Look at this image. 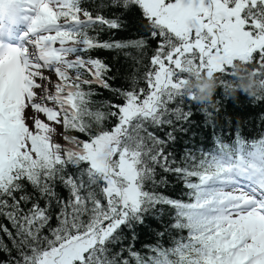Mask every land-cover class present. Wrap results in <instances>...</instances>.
<instances>
[{"label": "snow or ice", "instance_id": "6c2138e0", "mask_svg": "<svg viewBox=\"0 0 264 264\" xmlns=\"http://www.w3.org/2000/svg\"><path fill=\"white\" fill-rule=\"evenodd\" d=\"M5 17L0 264H264V130L233 120L176 152L197 112L221 127L237 65L264 102V0H0ZM204 77L223 90L211 104L187 87Z\"/></svg>", "mask_w": 264, "mask_h": 264}, {"label": "trees", "instance_id": "16d2710c", "mask_svg": "<svg viewBox=\"0 0 264 264\" xmlns=\"http://www.w3.org/2000/svg\"><path fill=\"white\" fill-rule=\"evenodd\" d=\"M130 31L122 34L125 37L136 35L135 32V21L133 18H129ZM155 47V44L152 45ZM151 53H149L150 55ZM94 55H97L103 59H106L109 63L114 62L115 54L105 50H99ZM135 55V53H133ZM148 61L145 60V63ZM115 67L119 68V75L117 79L113 81L114 87H122L129 88L130 87V75L133 73L134 65L133 62L125 58L124 56H120L118 60L115 61ZM144 71V68L141 66L139 68V72L137 75L141 74ZM237 75V72H236ZM238 77V76H237ZM245 82L244 75H240L236 81V87L231 88V95L233 91H237V88L240 90V86ZM141 86H143L141 82ZM190 90H195V93L200 90L199 80L191 81ZM218 93H222V89L217 90ZM216 98V97H215ZM99 100L105 99H114L111 93L106 90H100V95L96 97ZM225 103L223 106V111L225 115L219 118L221 127L216 128L213 125L206 124L203 120V114L197 112L193 116V127L192 130L186 135H183L179 140V144L176 145V152L178 155H182V148L187 144L188 137H191L193 142H200L201 147L207 145L208 147H213L215 141L211 140L212 133L215 132L218 138H223L225 135V128H232V121L235 120L240 122L243 126L239 128L240 134L244 133L245 127L247 128L245 134L249 135V138H255L258 135V132L264 130V102L256 101L251 97H248L244 93H238L235 97L225 96ZM255 127H252V125ZM199 125V127H197ZM207 134V138H206ZM228 134H232L230 131ZM163 135V133H161ZM84 138V137H81ZM180 186L177 185L175 189L167 188L160 189V191L165 192L167 195L175 196L179 191ZM62 194H66L63 189L60 190ZM7 223V221H4ZM55 223V222H53ZM159 230V222L158 221H150L149 226L141 233L145 242L151 241L154 239L153 231Z\"/></svg>", "mask_w": 264, "mask_h": 264}, {"label": "clouds", "instance_id": "9594fccd", "mask_svg": "<svg viewBox=\"0 0 264 264\" xmlns=\"http://www.w3.org/2000/svg\"><path fill=\"white\" fill-rule=\"evenodd\" d=\"M237 76L244 75L245 82L240 86V91L249 97L255 96L258 91H260L261 84L258 79L249 71L245 72L243 65H237L236 68ZM190 89L191 82L187 85ZM200 90L195 93L196 99L201 104H211L215 98L217 91V82L213 78L204 77L199 80ZM191 94V92H190ZM232 96H236V91L234 90Z\"/></svg>", "mask_w": 264, "mask_h": 264}, {"label": "bare ground", "instance_id": "6f19581e", "mask_svg": "<svg viewBox=\"0 0 264 264\" xmlns=\"http://www.w3.org/2000/svg\"><path fill=\"white\" fill-rule=\"evenodd\" d=\"M0 24H2L5 29H12L13 31H15V28L17 27L16 25H14L9 18L5 17L3 20H0ZM13 42H17L18 41H13Z\"/></svg>", "mask_w": 264, "mask_h": 264}, {"label": "rangeland", "instance_id": "374dc122", "mask_svg": "<svg viewBox=\"0 0 264 264\" xmlns=\"http://www.w3.org/2000/svg\"><path fill=\"white\" fill-rule=\"evenodd\" d=\"M21 30H22V28H21Z\"/></svg>", "mask_w": 264, "mask_h": 264}]
</instances>
